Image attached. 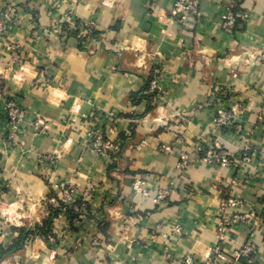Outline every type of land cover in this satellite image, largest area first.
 <instances>
[{"label":"crops","instance_id":"0c3cea01","mask_svg":"<svg viewBox=\"0 0 264 264\" xmlns=\"http://www.w3.org/2000/svg\"><path fill=\"white\" fill-rule=\"evenodd\" d=\"M174 1L0 0V15L14 10L0 34V246L32 231L0 264H264V128L255 116L264 103V0L236 1L233 33L222 29L229 0H201L199 19L185 24L171 16ZM8 98L24 112L14 137ZM223 100L246 105L241 135L214 126ZM89 131L118 143V154L96 155ZM213 142L231 157L248 146L252 160L209 167L198 147ZM46 155L55 167L38 162ZM57 181L89 189L87 217L76 224L59 209L43 235L35 227L58 209L47 202L58 198ZM231 195L254 218L219 239L218 208ZM246 241L251 262L234 259Z\"/></svg>","mask_w":264,"mask_h":264},{"label":"built area","instance_id":"2783aa9c","mask_svg":"<svg viewBox=\"0 0 264 264\" xmlns=\"http://www.w3.org/2000/svg\"><path fill=\"white\" fill-rule=\"evenodd\" d=\"M201 0H175L171 8V16L180 24H185L191 20H198L200 17V5ZM237 0H229L226 8V12L222 16V29L226 33H233L234 25L237 19L236 13L233 8L236 6ZM13 8L9 7L0 15V34L4 31L6 24L11 19L13 14ZM86 35L91 38L92 41L96 40V37L92 36L93 31L90 26H86ZM17 47H13V56L16 59ZM218 91H222L219 89ZM149 93L154 94V100L160 98V90L155 82L150 84ZM247 112V107L241 102L229 104L225 100L219 103L215 108L214 126L219 129L231 128L235 133L241 135L242 127L241 121ZM5 126L10 131V137H14L20 127V123L24 118V112L18 108L15 101L6 99L5 101ZM257 122L264 128V103L260 105L256 114ZM1 132V130H0ZM244 142H248L246 137H242ZM87 139L90 141V146L94 153L101 157L114 158L119 151V144L106 138L100 131H89L87 133ZM164 150L169 151L168 147ZM198 152L201 154L202 161L209 167H237L245 162H250L252 156L249 155L248 146L243 147L240 154L237 157H231L227 153L223 152L219 143L213 142V144L198 147ZM188 156L181 154L178 161V169L185 170L188 167ZM38 162L42 165H50L55 167L57 164V157L53 155H46L40 157ZM53 187L59 192L58 198H49L48 204L53 208L61 209L64 212L71 211L75 214L72 221L76 224H80L87 217V203L85 195L89 189L81 190L74 184H70L66 181H57L52 184ZM135 190H141V182L136 181L133 184ZM169 194L167 189L160 190L154 201L159 202L164 200ZM244 203L242 199L236 196H228L223 200L218 208L219 211V223L217 225L218 238L223 239L227 229L235 225H248L253 220V214L243 213ZM231 210V211H230ZM264 230V224L261 226ZM178 230V229H177ZM48 242L51 245L55 244V238L49 234L47 236ZM217 248L215 249L217 253ZM254 245L250 241H246L241 247L234 249L231 256L236 259L239 257L245 258L248 262H251V257L254 254ZM169 264H193L191 257H185L182 259L171 260ZM204 264H218L217 259H207Z\"/></svg>","mask_w":264,"mask_h":264},{"label":"trees","instance_id":"16d2710c","mask_svg":"<svg viewBox=\"0 0 264 264\" xmlns=\"http://www.w3.org/2000/svg\"><path fill=\"white\" fill-rule=\"evenodd\" d=\"M237 21L238 19H236V22H235V25H234V29H233V32L234 30L236 29V25H237ZM93 35L92 36H96V33L93 32L92 33ZM154 96V94H149V97L152 98ZM59 213V209H53L52 212L50 213L49 217H47L46 219H44L42 221V224L40 226H36L35 227V230L38 231V233L40 234H47L50 230V225H51V220L53 217H55L57 214ZM66 214L70 217V218H73L75 216L74 213H72L71 211H67ZM32 231H22L20 233V239L18 242H15L10 248L8 249H3L1 246H0V258L5 255L8 251H10V249H13V248H17L20 243L28 236L31 234Z\"/></svg>","mask_w":264,"mask_h":264}]
</instances>
